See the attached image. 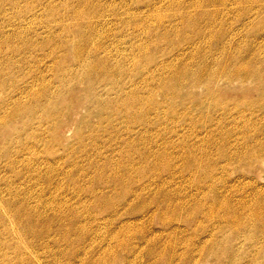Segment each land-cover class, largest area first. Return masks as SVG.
<instances>
[{
	"label": "rangeland",
	"instance_id": "1",
	"mask_svg": "<svg viewBox=\"0 0 264 264\" xmlns=\"http://www.w3.org/2000/svg\"><path fill=\"white\" fill-rule=\"evenodd\" d=\"M65 1L0 0V264H72L74 253L84 264H134L129 247L137 264H150L151 247L176 249L172 263L155 264H219L200 252L214 222L205 224L202 210L190 214L191 206L206 211L209 184L237 205H257L248 178L264 193V167L231 159L256 155L245 148L253 140L238 136L252 118L239 109L264 106V0ZM94 52L120 68L113 86L97 85L92 71L101 65L87 59ZM222 69L223 80H211ZM212 94L226 101L225 112L209 103ZM249 123L264 126V116ZM125 173L135 179L131 188ZM166 203L184 210L177 205V215L160 219Z\"/></svg>",
	"mask_w": 264,
	"mask_h": 264
},
{
	"label": "bare ground",
	"instance_id": "2",
	"mask_svg": "<svg viewBox=\"0 0 264 264\" xmlns=\"http://www.w3.org/2000/svg\"><path fill=\"white\" fill-rule=\"evenodd\" d=\"M88 1V0H87ZM253 1V0H252ZM260 1V0H259ZM65 2H67V0L65 1ZM76 2V1H75ZM82 2V1H81ZM84 2V1H83ZM82 2V3H83ZM251 2V1H250ZM255 2V1H254ZM256 2H257V0H256ZM256 2H255V4H256ZM80 3V2H79ZM86 4H87V2H85ZM260 3V2H259ZM263 3H264V1H263ZM73 5V4H72ZM257 5V4H256ZM263 5V4H262ZM90 6V5H89ZM89 6H86V7H89ZM93 6V5H92ZM192 6V5H191ZM197 6H198V4H197ZM250 6V5H249ZM75 7H76V5H75ZM80 7V6H79ZM202 7V6H201ZM204 8H205V6H203ZM256 7V6H255ZM262 7V6H261ZM74 8V7H73ZM83 8V7H82ZM192 8V7H191ZM195 8V7H194ZM198 8H200V7H198ZM203 8V9H204ZM257 8V7H256ZM260 8V7H259ZM264 8V7H263ZM85 10H86V8H84ZM90 9V8H89ZM88 8H87V10H89ZM196 9V8H195ZM85 10H84V12L83 13H85ZM86 10V11H87ZM91 10V9H90ZM206 10V9H205ZM259 10V9H258ZM257 10V11H258ZM70 11V10H69ZM194 11V10H193ZM202 11V10H201ZM79 12V11H78ZM82 12V11H81ZM88 12V11H87ZM198 12H199V10H198ZM67 14H68V12H66ZM92 13V12H91ZM197 13V12H196ZM200 13V12H199ZM198 13V14H199ZM208 13V12H207ZM258 13V12H257ZM202 14V13H201ZM205 14V13H204ZM255 14H256V12H255ZM83 15V14H82ZM93 15H96V14H93ZM186 15V14H185ZM194 15H196V14H194ZM207 15V14H206ZM71 16V15H70ZM80 16V15H79ZM85 16H87V15H85ZM89 16H91V15H89ZM88 16V17H89ZM197 16V15H196ZM209 16H210V14H209ZM73 17V16H72ZM92 17V16H91ZM91 17H90V19H91ZM94 17V16H93ZM184 17V16H183ZM188 17V16H187ZM212 17V16H211ZM211 17H210V19H211ZM82 18H84V17H82ZM81 18V19H82ZM86 18V17H85ZM84 18V19H85ZM99 18V17H98ZM182 18V17H181ZM74 19H76V17L74 18ZM73 19V20H74ZM83 19V21L84 22H86L85 20ZM90 19H88V21L90 20ZM94 19H96V18H94ZM192 19V18H191ZM199 19V18H198ZM182 20H183V18H182ZM208 20V19H207ZM212 20V19H211ZM214 21H216L215 20V18L213 19ZM94 21H96V20H94ZM188 21V20H187ZM192 21V20H191ZM194 21V20H193ZM193 21H192V23H193ZM197 21V20H196ZM90 22H91V20H90ZM89 22V23H90ZM182 22V21H181ZM189 22V21H188ZM199 22V21H198ZM212 22V21H211ZM75 23V22H74ZM78 23V22H77ZM81 23H83V22H81ZM97 23H99L98 21H97ZM103 23V22H102ZM104 23H105V21H104ZM184 23H185V21H184ZM191 23V24H192ZM208 23V22H207ZM210 23V22H209ZM80 24V23H79ZM92 24V23H91ZM194 24V23H193ZM192 24V25H193ZM211 24V23H210ZM76 25V24H75ZM81 25V24H80ZM89 24H87V26H88ZM186 24H184V26H185ZM188 25V24H187ZM216 25V24H215ZM220 25V24H219ZM66 26V25H65ZM67 26H68V24H67ZM82 26V25H81ZM93 26V25H92ZM91 26V27H92ZM96 26H98V25H96ZM77 27V29L79 28L80 29V26L78 27V26H76ZM84 27V26H83ZM83 27H82V29H83ZM89 27H90V25H89ZM88 27V28H89ZM94 27V26H93ZM189 27V26H188ZM219 27V26H218ZM65 28V27H64ZM194 28V27H193ZM196 29H197V27H195ZM215 28H216V26H215ZM221 28V27H220ZM78 29V30H79ZM196 29H193V32H194V34H196L195 33V31H196ZM69 30V28H67V31ZM86 30V29H85ZM195 30V31H194ZM198 30V29H197ZM66 31V30H65ZM89 31V30H88ZM223 31V30H222ZM4 32V31H3ZM185 32V31H184ZM211 33V32H210ZM220 33V32H219ZM218 33V34H219ZM1 34H3V33H1ZM7 34V33H6ZM15 36V35H14ZM222 36H223V34H222ZM9 37H10V35H9ZM78 37H79V35L77 36V39H78ZM82 37V36H81ZM204 37V36H203ZM8 38V37H7ZM74 38H76V37H74ZM212 38V37H211ZM220 38H223V37H221L220 36ZM1 39H2V37H1ZM3 39H4V37H3ZM13 39V38H12ZM183 39V38H182ZM196 39V38H195ZM224 39V38H223ZM7 40V39H6ZM10 40V39H9ZM75 40V39H74ZM180 40V39H179ZM189 40H190V38H189ZM221 40V39H220ZM80 41H81V39H80ZM83 41V40H82ZM81 41V42H82ZM182 41V40H181ZM211 41V40H210ZM227 41H229V39L227 40ZM73 42V41H72ZM183 42V41H182ZM213 42V41H212ZM216 42V41H215ZM215 42H214V44H215ZM218 42L220 43V41L218 40ZM222 42V41H221ZM74 43V42H73ZM181 43V42H180ZM188 43V42H187ZM190 43V42H189ZM229 43V42H228ZM227 43V44H228ZM81 44V43H80ZM182 44V43H181ZM222 45H223V43H221ZM229 45V44H228ZM71 46H72V43H71ZM79 46V45H78ZM81 46V45H80ZM82 47H83V45H82ZM176 47V46H175ZM223 47H226V46H223ZM238 47V46H237ZM74 48V47H73ZM77 48V47H76ZM220 48H221V46H220ZM100 49V48H99ZM217 49H218V47H217ZM225 49V48H224ZM239 49V48H238ZM245 49V48H244ZM73 50V49H72ZM95 50V49H94ZM97 50V49H96ZM221 50H223V49H221ZM220 50V51H221ZM228 50H230V49H228ZM243 50V49H242ZM76 51V50H75ZM224 51V50H223ZM240 51V50H239ZM104 53H105V51H103ZM251 52V51H250ZM86 53V52H85ZM91 53V52H90ZM89 53V54H90ZM239 53V52H238ZM240 53H241V51H240ZM243 53V52H242ZM253 53V52H252ZM88 54V55H89ZM220 54V53H219ZM83 55V54H82ZM96 55H99L98 53H93L92 54V56H91V54H90V56H89V58H87L88 60H90V62H92L93 60V62H96L98 65H96L97 66V69L100 67L99 66V64L101 65V68H100V71L98 72V73H94V71H92V74L93 75H95V77H96V83H97V85H104V86H113L115 83H114V81H115V76H117V74H118V71H119V67H116V68H114L113 69V67L112 68H110L108 65H110V64H108V61H109V57L107 58V57H103V58H98V57H96ZM107 55V54H106ZM227 56H228V54H226ZM249 55H251V54H249ZM259 55V54H258ZM71 56H72V53H71ZM77 56H78V54L77 55H75L74 57H75V59H77ZM104 56V55H103ZM232 56V55H231ZM238 56V55H237ZM247 56V55H246ZM219 57V56H218ZM94 58H96V59H94ZM221 58H222V56H221ZM234 58V57H233ZM240 58V57H239ZM63 59H65V57L63 58ZM62 59V61L64 62V60ZM72 59H73V57H72ZM81 59H82V57H81ZM88 60H87V62H88ZM219 60V59H218ZM223 61V60H222ZM236 61V60H235ZM253 61V60H252ZM254 63V62H253ZM227 64V63H226ZM246 64H248V63H246ZM88 65H90V64H88ZM223 65V64H222ZM230 65V64H229ZM91 66H92V64H91ZM111 66V65H110ZM250 66V65H249ZM249 66H247V69H248V67ZM223 68H224V66H222ZM226 67H228L227 65H226ZM225 67V68H226ZM245 67H246V65H245ZM232 67H230V69H231ZM96 69V70H97ZM226 69H228V68H226ZM229 69V70H230ZM249 69H251L250 67H249ZM186 70V69H185ZM233 70V69H232ZM212 71V70H211ZM231 71V70H230ZM262 71H264V70H262ZM87 72H89V70L87 71ZM182 72V71H181ZM252 72V71H251ZM255 72V71H254ZM89 73H91V72H89ZM183 73V72H182ZM185 73V72H184ZM183 73V74H184ZM253 73V72H252ZM87 74V76L88 75H91V74H88V73H86ZM186 74H187V72H186ZM228 74V73H227ZM259 74V73H258ZM262 74V73H261ZM176 75V74H175ZM182 75V74H181ZM188 75V74H187ZM189 75H190V73H189ZM213 75V74H212ZM226 74H225V69H222V70H220L218 73H217V77H215V78H212L211 80H213L214 82H215V79H217V78H220V77H222V80H223V76H225ZM179 76V75H178ZM216 76V75H215ZM252 76V75H251ZM255 76V75H254ZM198 77V76H197ZM205 77V76H204ZM236 77H240V78H238V80L239 79H241V75L239 76V74H236ZM247 78H248V76H246ZM245 77V78H246ZM209 78H211V76H209ZM209 78H206L207 80L209 79ZM229 78V77H228ZM234 78V77H233ZM233 78H232V80H233ZM177 79V78H176ZM178 79H179V77H178ZM195 79V78H194ZM197 79V78H196ZM250 79H252L251 77H250ZM260 79V78H259ZM264 79V78H263ZM210 80V81H211ZM229 80V79H228ZM231 80V81H232ZM245 80H247V79H245ZM253 80V79H252ZM177 81V80H176ZM204 82H205V79L203 80ZM251 81V80H250ZM259 81H261V80H259ZM99 82V83H98ZM242 82V81H241ZM176 83V82H175ZM226 83H228V82H226ZM229 83H230V81H229ZM240 83V82H239ZM193 84V83H192ZM200 84V83H199ZM224 84H225V82H224ZM242 84V83H241ZM241 84H239V87H240V85ZM260 84V83H259ZM227 85V84H226ZM244 85V84H243ZM174 86H176V85H174ZM193 86V85H192ZM191 86V87H192ZM242 87V86H241ZM262 87V86H261ZM264 88V87H263ZM92 90H94V87H93V89ZM213 91V90H212ZM258 92V91H257ZM212 93V92H211ZM103 94V93H102ZM213 95V94H212ZM209 95V96H211L210 97V101L211 102H209V103H211L214 107H216V108H219V109H221V111H223V112H225L226 111V106H228L227 105V103H225V102H222V101H219V99L215 96V95ZM95 99V98H94ZM126 100V99H125ZM124 100V101H125ZM123 101V102H124ZM239 103V102H238ZM208 104V103H207ZM211 104H209V105H211ZM233 104V103H232ZM231 103H230V105H232ZM244 104H246L247 106H246V108L245 109H239V108H236L235 107V104L234 105H232V107L234 108V109H239V110H242V111H248V114H247V116L249 115L250 116V118L252 117V118H254V117H256L257 116V114H262V116H264V113H261V112H264V106H263V102H261V104H259L258 106H260V105H262V107H261V109H260V107H258L257 106V104H247L246 102L244 103ZM208 105V106H209ZM211 105V107H213ZM130 107L129 106V104H128V102H124V104L121 106V108L122 107ZM207 106V107H208ZM124 107V108H125ZM211 107H210V109H211ZM209 108V107H208ZM243 108V107H242ZM257 108H259V109H257ZM103 109H106V108H101V110H103ZM204 109V108H203ZM210 109H208V110H210ZM213 109V108H212ZM219 109H218V111H219ZM100 110V111H101ZM100 111H98V115H101L100 116V118H101V120L102 121H107V116H103L104 114H102ZM207 111V110H206ZM205 111V112H206ZM213 111V110H212ZM217 111V112H218ZM214 112H216L215 110H214ZM210 113V112H209ZM209 113L207 114V115H209ZM222 113V112H221ZM221 113H220V116L222 117V115H221ZM223 114V113H222ZM261 116V115H260ZM203 117V116H202ZM205 118H207V117H205ZM226 118V117H225ZM251 118V119H252ZM263 118V117H262ZM209 119H211V118H209ZM216 119V118H215ZM251 119H247V122H248V125L250 126V127H248V128H246L247 126H244V125H242V126H244V127H242L241 129H243V130H240L239 132H238V136H239V138H240V140L242 139L243 141H242V143L246 140V138H249V139H252L253 141H252V143L251 144H248L245 148H246V150H254V151H256L255 153H256V155H255V157L254 158H251V156L250 155H247L248 153H250L251 151H249L248 153H246V152H243V151H246V150H244V149H242L243 151V153L242 154H239V155H241V156H238V157H235V158H231L232 159V161L233 162H238L239 164H241L242 163V165H244V164H248L249 166H250V162L252 161V163H254V164H257V166L258 165H260V166H263L264 167V126H255V124H253V126H252V124L251 123H249L250 121H251ZM225 120V119H224ZM263 120V119H262ZM206 121V120H205ZM223 123V122H222ZM209 124V123H208ZM207 124V125H208ZM215 124H217V123H215ZM204 125V124H203ZM203 125H201V127L203 126ZM206 125V124H205ZM221 125V124H220ZM200 127V126H199ZM227 127V126H226ZM206 128V127H205ZM214 129L216 130V128L214 127ZM213 129V130H214ZM222 129V128H221ZM245 129H247V130H245ZM203 130H204V128H203ZM218 130V129H217ZM215 132V131H214ZM219 132V131H218ZM229 132H231V131H229ZM217 133V132H216ZM222 133L225 135L227 132L226 131H224V130H222ZM211 134H213V132L211 133ZM222 134V135H223ZM260 134H262V136H263V139L261 138V139H258V138H255V136H258V135H260ZM208 135V134H207ZM229 135H235V134H233L232 132L231 133H229L228 134V136ZM210 136V135H209ZM231 136H229V138H231ZM261 136V135H260ZM260 136H258V137H260ZM221 137H223V136H221V133H220V138ZM234 137V136H233ZM239 138H237L236 139V141L237 140H239ZM214 139V138H213ZM216 139H218V138H216ZM222 139V138H221ZM220 139V141H223V140H221ZM228 139V138H227ZM136 140V139H135ZM211 140V139H210ZM209 141V140H208ZM213 141V140H212ZM225 141V140H224ZM248 141V140H247ZM205 142H206V140H205ZM211 142V141H210ZM217 142H218V140H217ZM232 142H234V141H227L226 142V145H229V143H232ZM239 142V141H238ZM250 142V141H249ZM206 143H208L209 144V142H206ZM215 143V142H214ZM223 143V142H222ZM248 143V142H247ZM212 144V143H211ZM211 144H209V147H212L211 146ZM234 144H236V143H234ZM233 144V145H234ZM216 145H217V143H216ZM223 145V144H222ZM218 146H219V143H218ZM225 146V145H224ZM224 146H223V149L222 150H225L224 149ZM235 146V145H234ZM238 146V145H237ZM240 146H241V144H240ZM245 145H243V147H244ZM206 147H207V145H206ZM242 147V148H243ZM219 148V147H218ZM221 148V147H220ZM219 148V149H220ZM226 148V147H225ZM228 148V147H227ZM231 148H233L232 146H231ZM238 148V147H237ZM235 149V148H234ZM221 150V149H220ZM221 150V151H222ZM235 150H237V149H235ZM202 151H204V150H202ZM201 151V152H202ZM217 151V150H216ZM230 151V150H229ZM192 152V151H191ZM211 152V151H210ZM218 152V151H217ZM220 152V151H219ZM219 152L217 153V154H219ZM223 152V151H222ZM204 153V152H203ZM254 153V154H255ZM208 154V153H207ZM221 154V153H220ZM223 154V153H222ZM225 154V153H224ZM232 154V153H231ZM227 155V154H226ZM234 155H235V152H234ZM158 156V155H157ZM192 156V155H191ZM205 156V155H204ZM209 156V155H208ZM217 156V155H216ZM221 156V155H220ZM228 156V155H227ZM218 157V156H217ZM221 157H219V159H220ZM225 158H226V156H225ZM204 159H205V157H204ZM210 160L212 159V157L210 156V158H209ZM209 160V161H210ZM214 160V159H213ZM218 160V159H217ZM197 161V160H196ZM200 162H201V158H200V160H199ZM206 161H208V160H206ZM215 161V160H214ZM203 162V161H202ZM219 162V161H218ZM194 163H196V162H194ZM214 163V162H213ZM230 163H232L231 161H230ZM187 164H188V162L186 163V166H187ZM190 164H191V162H190ZM200 164V163H199ZM204 164V163H203ZM202 164V165H203ZM211 164V163H210ZM209 164V165H210ZM208 165V164H207ZM208 165V166H209ZM216 165H218V163L216 164ZM232 165V164H231ZM235 165V164H234ZM124 166V165H123ZM129 167V165L127 164L125 167ZM185 166V167H186ZM189 166V165H188ZM190 166H192V165H190ZM197 166V165H196ZM205 166H206V164H205ZM204 166V167H205ZM211 166H213V164L211 165ZM210 166V167H211ZM253 166V165H252ZM120 167V166H119ZM118 167V172H120V168ZM141 167V166H140ZM203 167V166H202ZM226 166H224V168H225ZM235 167V166H234ZM237 167V166H236ZM132 168H133V166H132ZM134 170L137 172L135 175H137L139 172H140V169L138 168V167H135L134 166ZM165 168H166V166H165ZM190 168H192V167H190ZM214 168H215V165H214ZM131 169V168H130ZM189 169V168H188ZM199 169V168H198ZM205 169H207V171H208V169L209 168H205ZM213 169V168H212ZM226 169V168H225ZM232 169V168H231ZM123 170H125V168H123ZM137 170H139V172L137 171ZM144 170H145V168H144ZM144 170L142 169L141 170V172L143 173L144 172ZM202 170L204 171V169L202 168ZM201 170V171H202ZM215 170H216V168H215ZM122 171V170H121ZM127 171V168H126V170L125 171H123V172H126ZM129 171V170H128ZM127 171V172H128ZM200 171V170H199ZM213 171V170H212ZM212 171L210 172V174L212 173ZM224 171V170H223ZM190 172H191V169H190ZM206 172V171H205ZM215 172V171H214ZM121 174V173H120ZM126 175L125 176H127L126 177V180L128 179V181L129 182H126V181H123V182H126L124 185L125 186H127L128 188H131L132 186H131V184L133 185L134 184V182H135V179H133L128 173H125ZM191 174V173H190ZM201 174H203V173H201ZM205 175H206V173H204ZM210 174H207V175H209V178H211V180H212V174L210 175ZM200 175V174H199ZM192 176H193V173H192ZM123 177V179L125 178L124 176H122ZM133 177H134V174H133ZM200 176H197L196 178H199ZM205 177H208V176H205ZM194 178L195 177H193V180H194ZM243 178V177H242ZM248 178V177H247ZM122 178H120V180L119 181H121V180H123ZM204 181H202V183L204 182V183H206L205 182V179H203ZM210 180V179H209ZM196 181H198V179L196 180ZM200 181V180H199ZM198 181V182H199ZM245 181H248V188L250 189V192L248 191V193H250V195H251V199L253 198L254 199V201H255V203L254 204H257V205H247V201H249V199L244 203H242V204H238L237 205V203H236V201L234 202V201H232V200H226L227 199V197H226V199H223V197H225L223 194H224V192L225 191H223V193H222V191H218L219 189H217V188H213L212 186H209V185H206L205 187H203V188H205V190H207V192L209 191L210 193H212V197L210 198V200L211 199H213V203H210L209 201V205H204L205 207H207V208H205L206 209V211L204 210V208L203 209H201V207H199L200 206V204L199 205H192L191 207H192V213H190V214H196V213H199V212H201V210H202V217H201V219H203V222L206 224L207 222L208 223H212V222H214V225H212V227L209 229V230H207V237H206V240L205 239H203L201 242L203 243V245H202V250L200 251L203 255H207V257H210V256H213V258H214V260H216V262L217 263H219V264H264V193H262V190H260V188L258 187V185L251 179V178H248V180H245ZM209 182V181H208ZM122 183V182H121ZM131 183V184H130ZM214 182H212V184H213ZM217 184V183H216ZM208 186V187H207ZM214 186H215V184H214ZM198 188H200L199 186H198ZM205 190L203 191V192H205ZM225 190V189H224ZM166 192V191H165ZM203 192H201V193H203ZM232 192V191H231ZM131 193H133V192H131ZM162 193V192H161ZM206 194V193H205ZM122 195L123 196H128V197H130L129 196V193H127V192H123L122 194H121V197H122ZM168 195H170V194H168ZM167 195V196H168ZM202 195H204V194H202ZM207 195V194H206ZM249 195V196H250ZM248 196V195H247ZM246 196V197H247ZM126 197H124V198H126ZM127 197V198H128ZM163 197V196H162ZM201 197H203L204 198V196H201ZM210 197V196H209ZM208 197V198H209ZM126 198V199H127ZM135 198H138V197H135ZM166 198V197H165ZM229 198V197H228ZM233 198V197H232ZM121 199V198H120ZM190 199V198H189ZM193 199V197L191 198V200ZM195 199V198H194ZM193 199V200H194ZM234 199V198H233ZM252 199V200H253ZM122 200V199H121ZM178 200V199H177ZM196 200V199H195ZM199 200V199H198ZM235 200V199H234ZM241 200H242V198H241ZM181 201H183L182 199H181ZM197 201V200H196ZM196 201H195V203H196ZM237 201H238V199H237ZM152 202V201H151ZM175 202V201H174ZM187 202V200L185 201V203ZM198 202V201H197ZM201 202V201H200ZM199 202V203H200ZM203 202H204V200H203ZM202 202V203H203ZM233 202H234V204H233ZM173 203V202H172ZM177 203V202H176ZM180 203V202H179ZM236 203V204H235ZM249 203H251V202H249ZM207 204V203H206ZM253 204V203H252ZM172 205L173 204H168V203H166V204H164L163 205V210H162V212H160V219H163V220H165L166 219V216L168 215V213H170V214H174V215H177L176 214V208L175 207H177V205H174V209L172 208ZM182 204H180V206H181ZM202 205V204H201ZM186 206H187V204H186ZM186 206L184 205V207L186 208ZM160 207V206H159ZM158 207V208H159ZM182 207V206H181ZM183 207V208H184ZM190 207V208H191ZM199 207V208H198ZM180 207H179V205H178V209H179ZM151 209V208H150ZM149 209V210H150ZM180 209H182V208H180ZM179 209V210H180ZM189 209V208H188ZM147 210V212H149L150 213V211L148 210V208L146 209ZM160 210H161V207H160ZM178 210V211H179ZM182 210H184V209H182ZM182 210H181V212H182ZM174 211H175V213H174ZM177 211V212H178ZM189 211V210H188ZM191 211V210H190ZM145 212V211H144ZM146 212V213H147ZM186 212V211H185ZM130 213V212H129ZM179 213V212H178ZM134 214V213H133ZM187 214V213H186ZM171 215V216H172ZM173 215V216H174ZM183 215V214H182ZM198 215V214H197ZM171 216H169V217H171ZM184 216V215H183ZM191 217H192V215H190ZM168 217V216H167ZM178 218L180 217V215L179 216H177ZM182 217V216H181ZM189 217V216H188ZM190 217V218H191ZM176 218V217H175ZM184 218V217H183ZM177 219V218H176ZM196 219V218H195ZM195 219H193L195 222L194 223H196V221L198 220H195ZM18 220V219H17ZM17 220H16V223H15V226H17V227H20V229L21 230H23L24 231V238H27V236L29 235L26 231V228H24V227H21L19 224H18V222H17ZM190 220V219H189ZM188 219L186 220V221H189ZM193 220H192V222H193ZM185 221V222H186ZM22 222V221H21ZM191 223V222H190ZM193 223V224H194ZM21 224V223H20ZM192 224V223H191ZM46 225V224H45ZM200 225H202V222L201 223H198V225H195L196 227H199ZM49 226V225H48ZM50 227V226H49ZM68 227V226H67ZM67 227H66V230H67ZM70 227V226H69ZM75 228V227H74ZM35 230V229H34ZM44 230V229H43ZM42 230V231H43ZM63 230V229H62ZM71 230V229H70ZM36 231V230H35ZM49 231V230H48ZM68 233V232H67ZM41 234L42 233H40L39 235L41 236ZM44 234V233H43ZM45 234H48V233H45ZM32 235H34V234H31L30 236H32ZM46 236V235H45ZM45 236H43L44 238H45ZM65 235H63V237H64ZM84 236V235H83ZM83 236H81V237H83ZM31 238V237H30ZM43 238V239H44ZM47 238V237H46ZM118 238V237H117ZM50 239H52V238H50ZM58 239V238H57ZM66 240H67V238H65ZM80 239V238H79ZM41 241H42V239H41ZM46 241V240H45ZM67 241H69V240H67ZM158 242H159V240H158ZM157 242V243H158ZM188 242H192V240H189ZM48 243V241L46 242V243H44L43 242V246H45V244H47ZM70 243V242H69ZM72 243V242H71ZM74 243H75V241H74ZM128 244V243H127ZM126 243L124 244V245H122V244H119V243H117V246H116V248L118 249V250H120V249H122V248H124V250H126L127 248H128V246L129 245H127ZM76 245H78V244H76ZM127 245V246H126ZM156 245H158V244H156ZM162 245H164V244H162ZM175 245V244H174ZM187 245V248L186 249H188V254L190 255V253H191V250L194 248L195 249V246H194V243L192 242V246H191V243L190 244H186ZM189 245V246H188ZM159 246H160V244H159ZM165 246V245H164ZM189 247V248H188ZM191 247H192V249H191ZM48 248H50V246L48 247ZM175 248V247H174ZM144 249V248H143ZM166 249H168V250H171L169 253H167L168 254V257L169 258H165V253H166ZM130 250V251H129ZM176 250V249H175ZM173 248H171L170 249V247L169 248H161V249H158V250H156L155 248H149V249H147V254L149 255V256H151L152 257V260H150L151 262H149L150 264H155V263H157V262H159V261H164V260H166V259H169V261L172 263V261H174L177 257H176V251H175ZM197 250L199 251V248H197ZM128 251H129V253H130V256L132 255L133 257H130V262H131V260L134 258V260H135V263L134 264H137V263H139L140 261L138 260V257L136 256L135 257V254L137 255V251H136V249H131L130 247L128 248ZM58 252V251H57ZM144 252V251H143ZM60 253V255H61V252H59ZM63 253V252H62ZM115 253V252H114ZM142 253V252H141ZM75 255V256H74ZM73 256H74V258H73V260H71V263L72 264H84L83 263V261H81V260H78V255L76 254V253H74L73 254ZM160 258H162V260L160 259ZM216 258V259H215ZM99 260H100V258H99ZM20 261H27V260H23V259H21L20 258ZM114 261H116V260H114ZM39 262V261H38ZM92 264H94L93 262H91ZM98 264H99V261L97 262ZM96 263V264H97ZM113 264H114V262H113ZM147 264V263H146Z\"/></svg>",
	"mask_w": 264,
	"mask_h": 264
}]
</instances>
